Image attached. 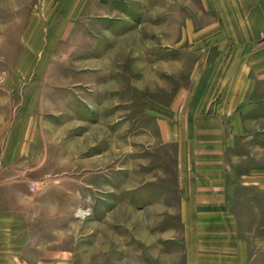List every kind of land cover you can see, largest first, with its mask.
I'll use <instances>...</instances> for the list:
<instances>
[{
    "label": "rangeland",
    "instance_id": "374dc122",
    "mask_svg": "<svg viewBox=\"0 0 264 264\" xmlns=\"http://www.w3.org/2000/svg\"><path fill=\"white\" fill-rule=\"evenodd\" d=\"M222 2L0 0V264H187L137 207L180 197L154 118L204 83ZM257 102L236 167H264Z\"/></svg>",
    "mask_w": 264,
    "mask_h": 264
},
{
    "label": "crops",
    "instance_id": "0c3cea01",
    "mask_svg": "<svg viewBox=\"0 0 264 264\" xmlns=\"http://www.w3.org/2000/svg\"><path fill=\"white\" fill-rule=\"evenodd\" d=\"M216 7L223 28L201 54L212 62L201 63L204 83H192L183 101L170 102L167 118L155 116L151 133L154 151L157 142L175 149L180 197L138 206L137 231L144 234L145 214H152L153 227L169 221L166 231L154 228L158 253L162 236L173 243L180 237L187 264H264V167L235 166L236 141L256 121L264 93V4L223 0ZM222 59L232 62L223 67Z\"/></svg>",
    "mask_w": 264,
    "mask_h": 264
},
{
    "label": "bare ground",
    "instance_id": "6f19581e",
    "mask_svg": "<svg viewBox=\"0 0 264 264\" xmlns=\"http://www.w3.org/2000/svg\"><path fill=\"white\" fill-rule=\"evenodd\" d=\"M144 84H145V82H144ZM139 86V85H138Z\"/></svg>",
    "mask_w": 264,
    "mask_h": 264
}]
</instances>
